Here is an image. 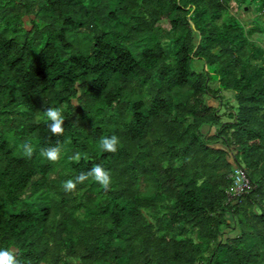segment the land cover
Wrapping results in <instances>:
<instances>
[{
	"label": "trees",
	"instance_id": "1",
	"mask_svg": "<svg viewBox=\"0 0 264 264\" xmlns=\"http://www.w3.org/2000/svg\"><path fill=\"white\" fill-rule=\"evenodd\" d=\"M231 2L257 13L250 28ZM261 36L264 0H0V250L19 264H264ZM112 135L115 154L99 147ZM94 165L107 192L91 178L63 190ZM238 167L252 189L231 197Z\"/></svg>",
	"mask_w": 264,
	"mask_h": 264
},
{
	"label": "clouds",
	"instance_id": "2",
	"mask_svg": "<svg viewBox=\"0 0 264 264\" xmlns=\"http://www.w3.org/2000/svg\"><path fill=\"white\" fill-rule=\"evenodd\" d=\"M46 120L50 121L48 128L50 132L55 136H60L64 132V117L62 111L59 108L49 107L45 109L44 113ZM119 138L116 135L111 137H102L99 141V147L102 151L108 153H117L119 150ZM60 148L59 147H49L42 149L40 155L50 162H58L60 159ZM33 149L25 145V154L30 158L32 156ZM81 158L79 153L71 156L70 159L74 161H79ZM93 180L100 187L107 192L110 189L112 183L111 174L106 171L101 165H94L88 172L80 173L73 179H69L62 184V188L65 192H74L78 184H83L85 181ZM0 264H19L18 260L13 251L11 250H0Z\"/></svg>",
	"mask_w": 264,
	"mask_h": 264
},
{
	"label": "built area",
	"instance_id": "3",
	"mask_svg": "<svg viewBox=\"0 0 264 264\" xmlns=\"http://www.w3.org/2000/svg\"><path fill=\"white\" fill-rule=\"evenodd\" d=\"M231 186L229 193L231 197L243 195L252 189V184L243 168H235L234 172L230 175Z\"/></svg>",
	"mask_w": 264,
	"mask_h": 264
},
{
	"label": "rangeland",
	"instance_id": "4",
	"mask_svg": "<svg viewBox=\"0 0 264 264\" xmlns=\"http://www.w3.org/2000/svg\"><path fill=\"white\" fill-rule=\"evenodd\" d=\"M230 8H231V13H233L237 18H239L241 21H243L245 23L247 29L251 27L252 22H253L257 13H255L253 10H249L248 12H245L242 9L238 10L234 2L230 3ZM257 36L260 37L259 34ZM261 38L263 39L262 44L264 45V36H261ZM211 101L213 102V100H211ZM229 219H231V217Z\"/></svg>",
	"mask_w": 264,
	"mask_h": 264
}]
</instances>
